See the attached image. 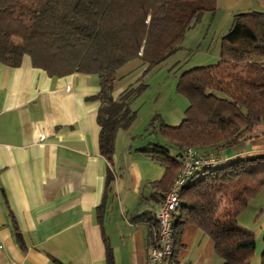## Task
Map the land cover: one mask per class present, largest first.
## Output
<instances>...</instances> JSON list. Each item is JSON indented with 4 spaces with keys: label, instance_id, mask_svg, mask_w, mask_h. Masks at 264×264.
<instances>
[{
    "label": "trees",
    "instance_id": "16d2710c",
    "mask_svg": "<svg viewBox=\"0 0 264 264\" xmlns=\"http://www.w3.org/2000/svg\"><path fill=\"white\" fill-rule=\"evenodd\" d=\"M206 11H214L213 0H0V61L17 66L26 54L51 76L96 74L99 150L110 158L116 131L130 127L136 118L132 103L148 86L144 75L180 47L187 30ZM244 36L251 40L239 41ZM133 61H139L141 74L113 98L115 81L128 75L119 70ZM175 91L187 99L183 117L176 125L158 124L167 142L152 147L150 155L165 167L156 183L163 195L184 148L217 154L264 133L251 134L254 127H264V16L235 15L220 37L218 61L182 71ZM199 170L202 175L193 180ZM199 170L182 187L172 214L175 247L169 261L183 225L193 223L213 241L220 264H252L256 239L239 224L238 215L264 186V157ZM222 192L225 196L218 195ZM146 222L150 246L157 227L153 213ZM106 263L113 264L108 251ZM259 264H264V250Z\"/></svg>",
    "mask_w": 264,
    "mask_h": 264
},
{
    "label": "crops",
    "instance_id": "0c3cea01",
    "mask_svg": "<svg viewBox=\"0 0 264 264\" xmlns=\"http://www.w3.org/2000/svg\"><path fill=\"white\" fill-rule=\"evenodd\" d=\"M213 1L212 16L219 14L221 22L214 35L217 50L211 53L215 61L220 37L233 17L244 12L264 16V0ZM119 81L111 90L113 98L125 87ZM99 92L94 73L51 76L26 54L17 66L0 61V264H107V251L113 264H148L151 238L146 221L162 200L164 191L156 183L165 168L150 156L151 148L166 144L158 124L173 125L178 113L150 108L144 132L155 139L137 140L132 123L116 131L114 150L107 158L99 150ZM263 131L264 127L259 130ZM217 155L220 165L264 157V133ZM238 217L241 226L253 230L254 255L260 256L264 186ZM221 262L211 238L196 224H184L169 264Z\"/></svg>",
    "mask_w": 264,
    "mask_h": 264
},
{
    "label": "rangeland",
    "instance_id": "374dc122",
    "mask_svg": "<svg viewBox=\"0 0 264 264\" xmlns=\"http://www.w3.org/2000/svg\"><path fill=\"white\" fill-rule=\"evenodd\" d=\"M219 16V14L212 16V13L209 11L204 12L201 17L193 23L186 38L181 41L180 47L173 54L163 60L159 65L144 75V80L148 86L132 103V107L137 111L136 119L133 122V124L137 126V140L140 137H149L150 139H155V136L152 135L151 132H144V128L148 121L146 114L152 107L161 108L163 112L169 115L174 112L178 113V116L176 115V117L174 116L172 119V122H174L173 125L178 124L182 119L183 115L181 116L179 108L182 105L180 110L184 112V109L187 105V99L175 92L174 86L176 84V80L182 71L189 69L194 65H208L218 61V59L215 61L211 59V53H213V50H217L218 37H215L214 35L216 34L217 24L221 23H218ZM250 40L251 38L248 36L239 38V41L241 42H248ZM208 45L210 47V51L208 52L207 56H204L203 51ZM125 71H127L126 73H128V75L124 79L120 80L119 83L125 82L126 86L128 83L134 82L141 74L139 61L129 62L128 64L124 65L119 70L118 74H123ZM258 132L259 130L254 127V129L251 131V134L253 135ZM170 152L175 153V150L171 149ZM201 175L202 172L199 170L192 177V179L194 180ZM222 193H219L218 195L225 196L224 193ZM225 202L226 199L224 198L222 203L224 204ZM243 214L244 213H242L241 216ZM242 226L253 232L251 228L245 225ZM263 232L264 229L262 234H260L258 237V240L260 241H263ZM254 256L257 261L253 260L252 264H259L260 256L257 254Z\"/></svg>",
    "mask_w": 264,
    "mask_h": 264
},
{
    "label": "built area",
    "instance_id": "2783aa9c",
    "mask_svg": "<svg viewBox=\"0 0 264 264\" xmlns=\"http://www.w3.org/2000/svg\"><path fill=\"white\" fill-rule=\"evenodd\" d=\"M180 166L164 193L159 207L153 212L157 224L155 242L149 246L148 264H169L174 252L173 220L172 214L176 211L182 187L189 178L201 168L216 167L220 164V158L214 153H203L194 147H186L179 156Z\"/></svg>",
    "mask_w": 264,
    "mask_h": 264
}]
</instances>
